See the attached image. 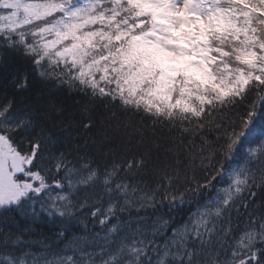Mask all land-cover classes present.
<instances>
[{
    "label": "snow or ice",
    "instance_id": "snow-or-ice-1",
    "mask_svg": "<svg viewBox=\"0 0 264 264\" xmlns=\"http://www.w3.org/2000/svg\"><path fill=\"white\" fill-rule=\"evenodd\" d=\"M9 56L0 264H264V0H0Z\"/></svg>",
    "mask_w": 264,
    "mask_h": 264
},
{
    "label": "trees",
    "instance_id": "trees-1",
    "mask_svg": "<svg viewBox=\"0 0 264 264\" xmlns=\"http://www.w3.org/2000/svg\"><path fill=\"white\" fill-rule=\"evenodd\" d=\"M30 73L31 69L28 64L19 56H9L6 68L3 73H0V80H7L8 86L5 87L3 84H0V97L4 95L11 96L12 92L14 91L10 86V81L16 75L23 77L25 73ZM31 81V76L29 77ZM32 93V88L29 89L28 94ZM24 93H21L17 96V99H21ZM55 101L58 104H62L65 108V111L69 114L75 113L77 111L78 103H83L80 97H69L63 94H57L54 97ZM139 181V177H135ZM153 177L151 176H144V183L152 184ZM143 186V184L141 185ZM106 199V198H105ZM151 212V210H149ZM160 216H169L174 215L176 219L179 221L184 217L183 212H169L167 205L165 204L160 212L157 213ZM155 218V217H153ZM16 228L20 229L25 239L31 243L34 250L39 249L40 242H52L56 239V235L59 229L65 228L66 226L59 223V218L53 221L48 219L47 217L39 218L34 222H29L25 224L21 221L19 224L15 226ZM83 230L81 225H76L72 228V230L68 231L67 236L71 238L73 236H80L83 235Z\"/></svg>",
    "mask_w": 264,
    "mask_h": 264
}]
</instances>
